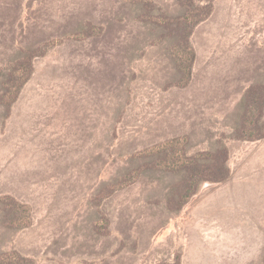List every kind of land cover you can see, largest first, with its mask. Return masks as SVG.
I'll return each instance as SVG.
<instances>
[{
    "label": "rangeland",
    "instance_id": "374dc122",
    "mask_svg": "<svg viewBox=\"0 0 264 264\" xmlns=\"http://www.w3.org/2000/svg\"><path fill=\"white\" fill-rule=\"evenodd\" d=\"M0 264H264V0H0Z\"/></svg>",
    "mask_w": 264,
    "mask_h": 264
}]
</instances>
